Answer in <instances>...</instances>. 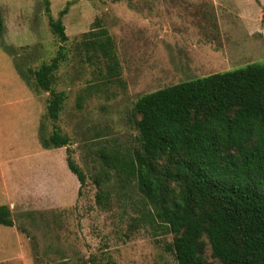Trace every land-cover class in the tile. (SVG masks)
<instances>
[{
    "label": "rangeland",
    "instance_id": "obj_1",
    "mask_svg": "<svg viewBox=\"0 0 264 264\" xmlns=\"http://www.w3.org/2000/svg\"><path fill=\"white\" fill-rule=\"evenodd\" d=\"M182 1L50 0L51 14L65 25L63 42L51 29L46 0H0V204L10 206L15 221L0 224V264H178L173 233L151 221V206L103 165L101 153L137 146L141 95L264 63V0H219L225 6L217 17H202L196 5L182 9ZM176 13L185 27L167 35L163 16L178 31ZM98 25L115 42L119 78L99 50L84 44ZM60 50L53 86L66 97L54 122L50 93L37 86L33 71ZM54 124L70 144L47 149L40 139ZM67 148L85 172L82 188ZM206 256L214 260L209 245Z\"/></svg>",
    "mask_w": 264,
    "mask_h": 264
},
{
    "label": "trees",
    "instance_id": "obj_2",
    "mask_svg": "<svg viewBox=\"0 0 264 264\" xmlns=\"http://www.w3.org/2000/svg\"><path fill=\"white\" fill-rule=\"evenodd\" d=\"M46 13L52 31L67 41L50 0ZM3 31L0 13V35ZM85 37L84 44L99 50L110 75L119 78L121 63L109 31L98 25ZM63 58L60 50L33 71L37 86L50 93L47 110L54 122L66 97L53 86ZM135 109L137 146L103 151V165L131 182L151 206V221L173 233L178 264H264V63L153 90L137 99ZM40 140L47 149L70 144L57 124ZM67 163L82 188L86 175L69 148ZM0 224L15 225L8 204H0ZM208 245L212 261L206 256Z\"/></svg>",
    "mask_w": 264,
    "mask_h": 264
},
{
    "label": "crops",
    "instance_id": "obj_3",
    "mask_svg": "<svg viewBox=\"0 0 264 264\" xmlns=\"http://www.w3.org/2000/svg\"><path fill=\"white\" fill-rule=\"evenodd\" d=\"M193 5L198 6L196 8V13H200V15H202V17H204L203 15H205V14H207V15L208 14H214L217 17L218 15L222 14V8H224V6H225L224 3L222 1H219V0H201L199 2H196V1L189 2V1L183 0L182 2L179 3L180 8L182 7V9L190 8ZM164 6H166V5H164ZM171 11H173V10H171ZM178 13H179V11H178ZM178 13L175 14L174 19H175V22L180 27L178 30L179 32L176 30V28H173V26H172V21H173L172 17L169 15H168V17H166V15L163 16L164 19L162 20V22L164 23V25H166V28H164V29H166L168 31L167 35H171V34L178 35L179 33H181L180 30L182 28L184 29L185 22L181 18V15ZM180 40H182V37Z\"/></svg>",
    "mask_w": 264,
    "mask_h": 264
}]
</instances>
